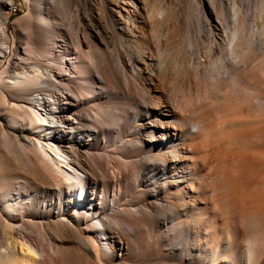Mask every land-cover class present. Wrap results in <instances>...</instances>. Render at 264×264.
Listing matches in <instances>:
<instances>
[{"label": "bare ground", "instance_id": "obj_1", "mask_svg": "<svg viewBox=\"0 0 264 264\" xmlns=\"http://www.w3.org/2000/svg\"><path fill=\"white\" fill-rule=\"evenodd\" d=\"M31 1L12 23L22 51L19 40L8 44L0 16V264H264V16L250 35L235 3L228 16L226 0ZM74 2L83 12L80 24L75 19L81 34L74 33L75 16L68 23L75 30L66 25L72 37L66 21L55 26L52 19ZM180 2L194 11L206 43L199 45L204 60H188V69L177 62L187 69L183 77L170 63L176 70L166 81L178 88H169L172 98L154 68L165 61L159 51L179 46L183 36L170 19ZM10 4L0 0V15ZM107 28L127 37L136 54L119 53L110 64ZM160 28L167 39L153 54L143 33ZM175 48L163 51L166 58L178 56ZM132 70L139 81L129 78ZM99 85L106 96L95 93ZM114 87L136 109L129 132L122 124L116 130L117 139L131 137L130 146L92 152L105 122L126 118L112 110ZM84 102L103 125H90L88 110L79 108ZM87 153L91 160L80 156ZM106 153L117 154V171Z\"/></svg>", "mask_w": 264, "mask_h": 264}, {"label": "rangeland", "instance_id": "obj_2", "mask_svg": "<svg viewBox=\"0 0 264 264\" xmlns=\"http://www.w3.org/2000/svg\"><path fill=\"white\" fill-rule=\"evenodd\" d=\"M49 0H43V2H48ZM229 2H232V3H235L236 5H237V7L239 8V12H240V15H241V18H243V20H244V25H245V27H246V30H247V32H248V34H250V35H252V34H254V32H258L259 30H260V25H259V23H260V20H261V15H263L264 16V10L262 9H260L261 8V5L263 4V2H264V0H226L225 1V3H224V7H225V11H226V13H228V16H230V14L232 15V10L229 8V6H228V3ZM76 3H77V5H76ZM167 3V2H166ZM169 3V2H168ZM168 3L166 4V5H168ZM31 4H32V1L31 0H12V4H10L9 6L7 5H5V9L3 10V14L2 15H0L3 19H6L7 20V22H6V24H5V26H6V28H7V33H8V36H9V39H8V44L11 46V44H12V41L15 39V40H19L20 42H21V44H20V47H21V51H22V46H24L23 45V42H24V40H23V38H21L20 37V35H18V32H17V30H18V28H19V25H17V28H15V27H13V24L12 23H14V22H17L19 19H21L22 17H24L25 15H26V13L28 12V10L30 9V7H31ZM73 4H75L74 6H73ZM72 4V6H71V8L73 9V11L74 12H71V8H66L67 10L66 11H68V12H64L65 11V9H64V11L62 12V9H61V12H59V10H57V16H58V18L59 19H57V18H54V19H52V21L54 22V25L56 24V23H58V24H60L59 23V21L60 20H63L64 22H65V26H63V28H65V31L66 30H69V31H66V33H67V35L69 34V32L72 34V35H74L73 33H72V29H74L73 27L75 26V24H76V26L75 27H77L78 28V30H77V28H75L74 30H75V34L76 33H79V34H81V32H79V30L81 31V27L79 26V22H78V20H77V18H76V16H77V13H79V14H82L81 12H83V8H81L82 6V4L80 5V3L79 2H74ZM78 6H80V7H78ZM184 5L180 2V4H179V7H176L177 9H176V11H177V13L174 15V16H171V18L170 19H172V18H174L175 17V19H174V22H176L177 24H179L180 26H182L183 25V27H184V25L187 27V26H189V30H187L188 29V27H187V29L185 28L184 30H187L186 32H191L192 34L194 33L193 32V30H191V21H192V23H195L194 24V26L196 25V23H197V25H198V28L197 27H192V28H197L198 29V32H199V35L201 34V36H200V41H197L196 39L199 37V35H196L195 33V38H192L193 36H194V34L193 35H190V36H192L191 37V39H194V40H196L197 42H199V44L196 42V41H194V40H191L189 37V35H185V33L183 32L184 30H183V27H181L182 28V30H181V28H180V26H179V30H178V32L180 33H178V35H181V34H183V36H185V39H187V40H185V39H183L184 37L181 35V37H183L182 39L183 40H181V37L179 36V38L177 39V41H178V43H179V46H176L177 44H174V46H172V47H170L171 49H169V50H172V48H175V46H176V53L178 54V52H179V54H178V56L175 54V51H173L174 53H172L171 51V53L169 52L168 53V55H169V59H171V60H169L168 58H166V53L169 51L168 49L166 50V48H164V50L162 49V48H160L159 49V47H162L161 46V44H160V41H165L166 39H167V37L165 36L166 34L163 32L164 30H161V28L160 29H158V30H160L161 31V34H160V36H159V38L161 37V40L159 39V38H156V40L158 41H156V40H154L153 39V37L155 38V37H157V36H155V34L158 32L157 31V29H156V31L157 32H155V30L154 29H152V30H148L149 32L150 31H152V33H148V31H146L145 33H143V34H145L146 36H143L146 40H147V43H146V48H147V50L149 51V50H151V51H149V52H152V50H153V54H156L155 52L156 51H159V50H161V51H159V53H162L161 54V57H163V55L165 56L164 57V59H165V61L166 62H168L169 64V66L167 65V63L164 61V64H163V62H162V64H160V65H162L161 67L163 68V70H162V68L160 67V65L158 66L157 64V66L160 68V69H158V67L156 66V65H154V67L156 68H154V70L156 71V70H158V71H156V73H158V76L161 78V80H164L163 81V86H168V88H167V86H166V88H167V93H168V95H172L171 93H172V88L173 89H176L177 91H178V88H177V85H175V84H173V81H171L170 80V82L168 83L167 81L169 80L168 78H171V76H173V68L176 70V68L175 67H173L172 65H174V66H177V70H176V73H174V75L175 74H177L178 76L177 77H179V78H181L180 76L182 75V77L184 76L183 74L184 73H182V70H183V68H185V66H188L187 64L189 63L188 62V60L190 61L191 59V61H195V60H198V59H196V58H199L200 60H204V54H202V52L204 51V49H203V51H202V48H204L205 47V44H204V42L206 43V40H205V37L203 36L204 35V33L202 32V30H201V28L199 27V23L197 22L198 20H197V18H196V15H193L192 16V14H194L192 11H190L189 10V7H187V6H185V7H183ZM12 7H14L16 10L15 11H13L12 10ZM77 7H78V9H77ZM74 8H75V10H74ZM71 9V10H70ZM191 9V8H190ZM76 10L78 11V12H76ZM5 12H8V14L6 15L5 14ZM70 12V13H69ZM75 12H76V14H75ZM179 12V13H178ZM190 12H192V14H190ZM60 13V14H59ZM75 15H74V14ZM189 15V16H192V17H190L189 18V16H187V14ZM59 14V15H58ZM24 15V16H23ZM177 15V16H176ZM75 16V17H74ZM179 16V17H178ZM186 16L190 19H188V18H186ZM60 17H61V19H60ZM68 17V18H67ZM73 17H74V19H73ZM176 17L177 18H179L178 19V21H177V19H176ZM181 17V18H180ZM196 19H195V18ZM194 18V19H193ZM56 19V20H55ZM73 19V21L76 19L77 20V22L79 23H76V20L73 22V21H71L72 23V25L74 24V26H72V25H69L68 23H69V20H72ZM188 19V20H187ZM192 19V20H191ZM59 20V21H58ZM173 20V19H172ZM170 21V22H173V21ZM183 20V21H182ZM194 20L196 21V22H194ZM61 22V21H60ZM183 24H182V23ZM39 23V22H38ZM67 23V24H66ZM189 23V24H188ZM40 24V26L41 27H45L46 26V24H44V23H39ZM78 24V25H77ZM66 25L67 26H72L71 28V30H70V28L68 27V28H66ZM193 25V24H192ZM196 25V26H197ZM55 26H57V25H55ZM58 27H60V25L58 26ZM62 27V26H61ZM196 29V30H197ZM107 30L109 31V34H107V42L109 41V39L111 40L112 39V41H109L108 42V44H107V42H106V47H107V53L109 52V54H107V59H108V61H109V63L110 64H112V63H114L115 61H117V55L119 54V53H121V55L122 56H124V57H126L125 56V54H127V55H129V53L130 54H133V55H135L136 54V52L134 51V44H132V43H128V41H126L125 39H127V37L124 39V38H121L122 40H120V37H117L116 38V35H114V34H111V32H110V29L109 28H107ZM154 30V31H153ZM199 30H201V31H199ZM136 31H138V30H136ZM160 31H159V33H160ZM182 31V32H181ZM195 31V30H194ZM15 32V33H14ZM153 32H155L154 34H153ZM195 32H197V31H195ZM201 32V33H200ZM148 33V34H147ZM159 33H157L158 35H159ZM252 33V34H251ZM153 34V37L151 36ZM163 34H165V35H163ZM70 35V34H69ZM72 35H70V36H72ZM112 35H114V36H112ZM134 35H136V37H137V39L140 37H142V35H140L139 33H137V32H134ZM149 35H150V37H149ZM14 36V37H13ZM75 36V35H74ZM74 36H72V37H74ZM112 36V37H111ZM163 36V37H162ZM188 36V37H187ZM198 36V37H197ZM16 37V38H15ZM72 37H66L65 38V42H66V44H68V46L70 45V46H72V47H74V45H71V43H73V42H71V41H73V38ZM113 37H114V39H113ZM165 37V38H164ZM57 39H59V36L58 37H56ZM150 38V39H149ZM152 38V39H151ZM203 38V39H202ZM22 39V40H21ZM119 39V40H118ZM130 39V38H129ZM159 39V40H158ZM181 40V42L182 43H180V40ZM190 39V40H189ZM114 40V41H113ZM115 40H117L116 42H115ZM150 40V41H149ZM151 40H153V41H151ZM203 40V41H202ZM119 41H122L123 42V44L125 45H122V42H119ZM183 41H185L186 43H184ZM193 41V43H194V45H196V43L198 44L197 46H195V48H191L192 46H194V45H192L193 43H191V42ZM115 42V43H114ZM126 42H127V44H128V46H126L127 44H126ZM153 42V43H152ZM158 43V45H157V43ZM50 43V44H49ZM111 43V44H110ZM119 43H120V45H122V46H120L119 45ZM156 43V44H155ZM189 43H191V45L189 44ZM202 43V45H200ZM47 44H49L48 46L49 47H51L52 46V44L53 43H51L50 42V40H48V43ZM114 44H115V46H114ZM118 44V45H117ZM130 44V45H129ZM155 44V45H154ZM159 44H160V46H159ZM187 44V45H190V46H188L187 48L190 50V49H192L190 52H189V54H190V56H189V54H187L188 53V49H185V45ZM203 44H204V46H203ZM61 45V44H60ZM111 45H113V48L111 49ZM154 45V46H153ZM156 45H157V47H156ZM180 45H181V47H180ZM185 47H184V46ZM199 45H200V47L202 46V48H200L199 47ZM117 46H118V48H117ZM130 46V48H126V47H129ZM182 46H183V53H182V51H181V48H182ZM110 47V48H109ZM119 47H121L120 49H121V51H123V52H121L120 51V49H119ZM154 47H156V49L154 48ZM115 48V49H114ZM177 48H180V50H178ZM108 49H109V51H108ZM111 49V50H110ZM116 50V51H114V50ZM123 49V50H122ZM127 51H126V50ZM174 49V50H175ZM193 49H195V51L193 50ZM199 49V52L200 53H196V54H198L200 57H197L196 56V54H195V56H193V53L194 52H196L197 50ZM185 50L187 51V53L185 52ZM113 51V52H112ZM166 52V53H164V52ZM192 51H193V53H192ZM110 52H112L111 53V55H113V53H114V56H112V57H110ZM132 52V53H131ZM185 52V53H184ZM158 53V52H157ZM164 53V54H163ZM182 53V54H181ZM33 55V53H30V55ZM173 54H174V56H176L175 58L173 57ZM188 55V57H187V55ZM31 55V56H32ZM37 55V56H36ZM109 55V56H108ZM180 55V56H179ZM183 55H184V57H183ZM186 55V56H185ZM192 55V56H191ZM157 56V55H156ZM158 56H160V54H158ZM170 56H172V58H170ZM181 56L183 57V60L181 59ZM203 56V57H202ZM17 57H19V56H17ZM34 57H38V54H34ZM168 57V56H167ZM192 57V58H191ZM195 57V58H194ZM201 57L203 58V59H201ZM115 58V59H114ZM178 59L177 61L176 60H174V62L172 61V59ZM163 59V60H164ZM166 59H168V61L166 60ZM29 60V61H28ZM113 60H115V61H113ZM182 60V62H180ZM184 60H185V62H184ZM26 61V62H25ZM111 61H113L112 63H111ZM191 61H190V63H191ZM23 62H25V63H28L29 65H30V62H34V60H31V59H26V60H23ZM172 62V65L170 64ZM181 63V64H186L185 66L184 65H182L183 66V68H182V66H180L181 64H178V63ZM173 63H175V64H173ZM189 63V64H190ZM177 64V65H176ZM165 65V68H166V65L168 66V68H164L163 66ZM111 66V65H110ZM114 66V65H113ZM112 66V67H113ZM171 66V67H170ZM170 67V68H169ZM178 67H181L179 70H180V74H178L177 72L179 71L178 70ZM189 68V66L187 67V69ZM164 69H165V71H166V74H167V76H166V74L164 73ZM187 69L185 68L184 70L185 71H187ZM172 70V71H171ZM183 70V71H184ZM159 71H161V74H160V72ZM169 71H171V73H168ZM184 71V72H185ZM133 74H135L134 73V71L132 70V71H130L129 73H128V75H130L129 76V78H132V79H134L136 82L137 81H139L140 79L139 78H137L135 75H133ZM163 73V74H162ZM182 73V74H181ZM132 74V75H131ZM165 74V75H164ZM169 75V76H168ZM163 76V77H162ZM164 76H165V78H164ZM112 77H113V75H112ZM167 78V79H166ZM167 80V81H166ZM77 82L80 84V85H85V82H81V81H79V80H77ZM168 83V84H167ZM170 84H171V86H170ZM173 85H175V86H173ZM42 87L44 86V85H41ZM113 86V85H112ZM98 88H99V91H97V92H95V93H99V94H101V95H103V96H106V94H105V90H106V88L104 87V86H97ZM176 87V88H175ZM115 88L116 87H114V89L113 88H110V91H108L109 92V94H111L110 96H109V98H110V104H112L111 105V107H112V110H114V111H118V112H121L122 114H125L126 116V118H124V119H121V118H113V119H110L109 121H106L105 122V125H104V127H105V131L103 132V134L101 133L100 135H99V142H98V144H97V147H98V150L97 151H92V152H98V153H100V154H102V152H106L107 150H110V149H112L113 148V146L114 145H124V146H130V136H128V137H124L123 139H117V131L116 130H118V128L117 127H120L121 126V124L123 125L122 126V128L123 129H125V130H127L128 132H129V130L131 129V126H133V124H134V122H133V112L136 110L135 109V106L132 104H129V103H123L122 102V99H120V95L119 96H117L118 94H117V92H116V90H115ZM169 88H171V89H169ZM104 89V90H103ZM113 89V90H112ZM169 89V90H168ZM73 90V92H75V89H72ZM81 90V92H82V90H83V92L84 91H86V89H80ZM175 90V91H176ZM170 91V92H169ZM174 91V95H172L171 97L173 98V97H176L177 96V94H176V92ZM84 93H86L87 95H88V97L89 96H93V95H95V93L94 94H90L89 92H84ZM170 93V94H169ZM175 94H176V96H175ZM32 95H35V92H33L32 93ZM119 98V99H118ZM177 98V97H176ZM121 100V101H120ZM116 101V102H115ZM124 105V106H123ZM129 106H131V107H129ZM134 106V107H133ZM79 108H83V109H86V111L88 110V114H89V118L91 117V119H90V125H93V124H97V125H99V124H101V125H103L101 122H100V120H98V119H100V118H98L99 116H97L96 114H95V111H94V109L93 108H95V107H93L92 106V102L90 103V102H84V103H79ZM89 108H92V110L94 111H92V110H89ZM116 109V110H115ZM120 109V110H119ZM93 112V113H92ZM91 113V114H90ZM96 115L97 116V118H94L93 117V115ZM91 115V116H90ZM93 119H97V120H93ZM111 120H115L114 122L113 121H111ZM123 120V121H122ZM103 121V120H102ZM93 122V123H92ZM98 122V123H97ZM109 122V123H108ZM103 123H104V121H103ZM107 123V124H106ZM113 123V124H112ZM130 123V124H129ZM89 124H87V127H89ZM109 124H111L110 126H109ZM116 124V125H115ZM112 125H113V127H112ZM90 128H94V127H91L90 126ZM128 128V129H127ZM112 133V134H111ZM103 136V137H102ZM116 136V137H115ZM104 142V143H103ZM120 142V143H119ZM114 144V145H113ZM105 147H107V148H105ZM103 149V150H102ZM105 149V150H104ZM90 153V152H89ZM89 153H87V154H89ZM87 154H82V155H80V156H82L83 158L82 159H85L86 158V160L88 159V160H91L92 158V156L93 155H91V154H89V155H87ZM106 154H108V155H106ZM105 154V157H106V159H107V161H108V163L109 164H111V165H109L111 168H114L113 170H115V171H117L118 170V167H116L117 165H118V163H119V159H118V157H117V159H114L116 156H117V154H114V153H111L112 154V156H113V159L110 157V155H109V153H106ZM87 155V156H86ZM91 156V157H90ZM88 157V158H87ZM108 157H110V158H108ZM90 158V159H89ZM133 157H131V159H132ZM114 160H116V162L114 161ZM118 160V161H117ZM130 160V159H129ZM114 161V162H113ZM118 162V163H117ZM113 163V164H112ZM117 164V165H116ZM113 165V166H112ZM116 165V166H115ZM116 167V168H115ZM117 169V170H116ZM19 180H16V182H18ZM16 186H18V185H16ZM123 198L124 199H126L127 198V196L126 197H124L123 196ZM135 198H137L141 203H143L144 202V200L143 199H141L142 198V194H135ZM124 199H122V201L124 200ZM109 213H110V211H107L106 212V216L108 215L109 216ZM104 216V215H103ZM106 216H104L105 218H107ZM18 250H19V248H18Z\"/></svg>", "mask_w": 264, "mask_h": 264}, {"label": "built area", "instance_id": "obj_3", "mask_svg": "<svg viewBox=\"0 0 264 264\" xmlns=\"http://www.w3.org/2000/svg\"><path fill=\"white\" fill-rule=\"evenodd\" d=\"M12 10L15 11L16 9L14 7H12Z\"/></svg>", "mask_w": 264, "mask_h": 264}]
</instances>
